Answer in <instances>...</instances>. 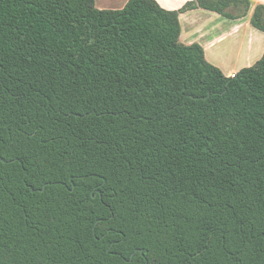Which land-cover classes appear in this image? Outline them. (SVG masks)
Returning <instances> with one entry per match:
<instances>
[{
	"label": "trees",
	"instance_id": "1",
	"mask_svg": "<svg viewBox=\"0 0 264 264\" xmlns=\"http://www.w3.org/2000/svg\"><path fill=\"white\" fill-rule=\"evenodd\" d=\"M197 9L251 2L0 0V264H264V55L224 75Z\"/></svg>",
	"mask_w": 264,
	"mask_h": 264
},
{
	"label": "crops",
	"instance_id": "2",
	"mask_svg": "<svg viewBox=\"0 0 264 264\" xmlns=\"http://www.w3.org/2000/svg\"><path fill=\"white\" fill-rule=\"evenodd\" d=\"M128 1L96 0V7L100 10H118ZM156 1L167 10H179L192 0ZM250 2L248 16L237 20L203 9L181 14V41L187 45H201L207 61L227 77L253 66L264 55V33L251 25V16L258 5H264V0Z\"/></svg>",
	"mask_w": 264,
	"mask_h": 264
},
{
	"label": "snow or ice",
	"instance_id": "3",
	"mask_svg": "<svg viewBox=\"0 0 264 264\" xmlns=\"http://www.w3.org/2000/svg\"><path fill=\"white\" fill-rule=\"evenodd\" d=\"M258 74L264 75V67H261L260 65H257L254 69Z\"/></svg>",
	"mask_w": 264,
	"mask_h": 264
},
{
	"label": "built area",
	"instance_id": "4",
	"mask_svg": "<svg viewBox=\"0 0 264 264\" xmlns=\"http://www.w3.org/2000/svg\"><path fill=\"white\" fill-rule=\"evenodd\" d=\"M235 76H236V74H232L230 77H233L234 78Z\"/></svg>",
	"mask_w": 264,
	"mask_h": 264
}]
</instances>
